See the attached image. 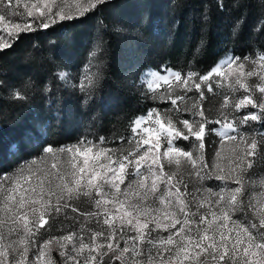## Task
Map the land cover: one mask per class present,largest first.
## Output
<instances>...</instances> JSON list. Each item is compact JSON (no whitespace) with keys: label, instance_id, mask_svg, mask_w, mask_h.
Segmentation results:
<instances>
[{"label":"snow or ice","instance_id":"snow-or-ice-1","mask_svg":"<svg viewBox=\"0 0 264 264\" xmlns=\"http://www.w3.org/2000/svg\"><path fill=\"white\" fill-rule=\"evenodd\" d=\"M105 3L15 0L13 6V0H0V29L10 38H0V49L21 33L85 16ZM57 75L68 82L66 72ZM100 77L89 69L79 81L87 99L98 91ZM140 85L172 108L162 113L154 107L133 119L127 147L123 136L112 147L116 137L89 133L72 144L45 146L41 156L0 174V264H264V179L259 193H247L256 186L248 173L264 157V133L250 123L264 127V53L228 55L205 74L162 65L142 74ZM214 86L227 91L217 117L210 118L205 92L214 93ZM29 87L13 99L26 100ZM249 109L255 111L241 114ZM212 133L220 139L209 160L206 138ZM181 140L189 142L188 150ZM82 198L90 211L77 207ZM69 209L83 218L79 229L42 238L50 221L63 216L77 222Z\"/></svg>","mask_w":264,"mask_h":264},{"label":"trees","instance_id":"trees-1","mask_svg":"<svg viewBox=\"0 0 264 264\" xmlns=\"http://www.w3.org/2000/svg\"><path fill=\"white\" fill-rule=\"evenodd\" d=\"M258 52L264 53V0H106L85 16L21 33L11 47L0 49V174L41 156L45 146L72 144L89 133L108 141L116 137L112 147L120 146L123 136L127 147L133 119L154 107L162 113L172 108L152 99L145 85L137 87L148 66L205 74L228 53L243 59ZM89 69L101 73L90 100L77 87ZM59 72L68 74V82ZM27 85L28 98L13 99ZM226 91L214 86V93L205 92L210 118L217 117ZM247 111L255 110L241 114ZM250 123L264 133L257 122ZM218 139L214 133L206 138L209 160ZM177 143L185 150L190 146ZM75 203L80 211L91 210L87 198ZM70 215L80 218L79 212ZM60 221L67 229L80 227L79 220L61 217L50 224L57 228Z\"/></svg>","mask_w":264,"mask_h":264},{"label":"rangeland","instance_id":"rangeland-1","mask_svg":"<svg viewBox=\"0 0 264 264\" xmlns=\"http://www.w3.org/2000/svg\"><path fill=\"white\" fill-rule=\"evenodd\" d=\"M13 6H15V0H13ZM20 11L23 12L22 5H21V8H20ZM8 18L11 19V20H13L14 22H20V23H23L24 20H25V18H23L21 16H12V17H8ZM28 19H30V18H28ZM0 38L9 39V37L7 36V33L4 32L2 29H0ZM228 55H231V54L228 53L227 55H225L224 57H222L220 60H218V62L213 67H215L220 61H222ZM160 68L161 67L148 66V67L144 68L141 71L140 78H141V75L142 74L147 73V72H149L151 70H160ZM167 68H171V67H167ZM171 69L174 70V71H178V70L173 69V68H171ZM251 82H255V80L253 79V81H251ZM257 96H258V93H257ZM146 114H147V112L145 114H142V115H146ZM219 139L217 140L215 149L219 146ZM215 149H214V151H212L211 158L214 156ZM251 170H250L251 172L248 173V177H249L250 180L256 182V186L254 188L253 187H249L248 188L247 193H248L249 196L252 195L253 193H259L262 190L261 187H260V185H259V181L261 179H264V157H261L259 159L258 166L253 167ZM207 184H208V186H214V185H218L219 182L218 181H209V182H207ZM68 214H69V216H71L70 215L71 214L70 211H68ZM61 218L64 219L63 216H61ZM78 220H79L78 222L80 224V222H82L83 218L80 217V218H78ZM71 227H73V226H71ZM95 227H98V226H95ZM55 229L61 230L60 227H57V228H53L52 227L51 228V231H49V227H48V228H46L47 231H45V233L41 230V233L43 234L42 238L46 239L48 237V235H63V234H66V232L69 231V230H78L79 228L73 227L72 229H67L66 227L65 228L63 227V230L61 232H59L57 234H54L53 232H54ZM49 233H51V234H49ZM53 256H54V258L58 262H60V257L58 255V252H53Z\"/></svg>","mask_w":264,"mask_h":264}]
</instances>
